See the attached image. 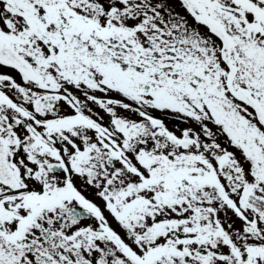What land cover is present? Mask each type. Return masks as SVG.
Listing matches in <instances>:
<instances>
[{
    "label": "snow or ice",
    "instance_id": "snow-or-ice-1",
    "mask_svg": "<svg viewBox=\"0 0 264 264\" xmlns=\"http://www.w3.org/2000/svg\"><path fill=\"white\" fill-rule=\"evenodd\" d=\"M0 264H264V0H0Z\"/></svg>",
    "mask_w": 264,
    "mask_h": 264
}]
</instances>
